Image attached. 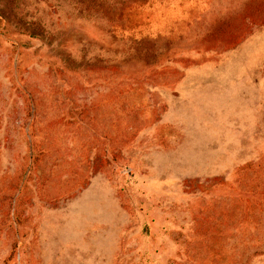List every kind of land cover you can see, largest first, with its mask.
Listing matches in <instances>:
<instances>
[{"label":"rangeland","instance_id":"obj_1","mask_svg":"<svg viewBox=\"0 0 264 264\" xmlns=\"http://www.w3.org/2000/svg\"><path fill=\"white\" fill-rule=\"evenodd\" d=\"M1 4L0 264H264V0Z\"/></svg>","mask_w":264,"mask_h":264},{"label":"trees","instance_id":"obj_2","mask_svg":"<svg viewBox=\"0 0 264 264\" xmlns=\"http://www.w3.org/2000/svg\"><path fill=\"white\" fill-rule=\"evenodd\" d=\"M1 1L2 0H0V17L2 19H4L6 22H8L9 17L6 14V12H5L2 4H1ZM19 31H20V34L26 35L29 38L38 39L40 41L44 40L43 32L40 29H36V28L22 24V26H20Z\"/></svg>","mask_w":264,"mask_h":264}]
</instances>
